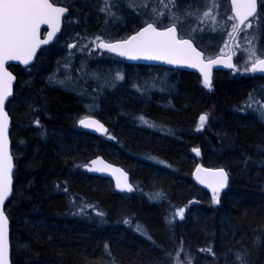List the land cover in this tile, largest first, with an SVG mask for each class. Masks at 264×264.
Returning <instances> with one entry per match:
<instances>
[{
	"label": "trees",
	"instance_id": "obj_1",
	"mask_svg": "<svg viewBox=\"0 0 264 264\" xmlns=\"http://www.w3.org/2000/svg\"><path fill=\"white\" fill-rule=\"evenodd\" d=\"M54 1L70 8L61 35L33 66H12L13 264H264V76L221 72L207 91L190 71L132 64L95 44L148 22L180 28L207 7L196 4L216 0ZM205 24L230 34L217 15ZM190 26L197 41V16ZM165 73L162 95L144 84ZM90 115L107 136L78 126ZM99 155L130 172L134 193L82 169ZM198 161L229 169L218 203L192 178Z\"/></svg>",
	"mask_w": 264,
	"mask_h": 264
},
{
	"label": "snow or ice",
	"instance_id": "obj_2",
	"mask_svg": "<svg viewBox=\"0 0 264 264\" xmlns=\"http://www.w3.org/2000/svg\"><path fill=\"white\" fill-rule=\"evenodd\" d=\"M170 2L175 6V0H170ZM257 3L258 0H231L235 16L228 18L239 19L240 24H245L250 17L255 19ZM66 11V7L56 6L53 0H0V264H8V219L2 206L11 193V172L13 169L12 156L8 151V117L4 111V105L11 95V83L14 77L7 71L5 64L7 61L19 60L27 65L37 47L40 44L48 43L47 39H38L37 34L40 26L49 24L53 26L54 31H58V22ZM160 15L165 14L158 13V16ZM205 15L207 16L208 13ZM251 26V22H248L247 27ZM237 30V25L234 24L233 31ZM239 30L243 31V29ZM52 35L54 32L49 33V37ZM101 47L109 48L112 51L119 50L121 56H128L130 59L164 60L169 64L189 60L202 63L200 60L202 53L196 51L190 40L178 38L176 24L160 30L157 23H147L136 35L120 44H101ZM249 55L253 59L250 71L264 72V59L257 56L254 48L249 51ZM212 63H216V61L210 60L209 64ZM190 66L196 67L197 63L193 62ZM227 66L232 67L231 64ZM207 68L208 65H204L201 71L204 72L205 86L210 87L211 82ZM199 120V128H202L207 120V115H201ZM96 123V121L86 119L80 121L84 127H91ZM100 127L103 126L100 125ZM200 171L202 170L198 168L197 172ZM211 175L217 178L209 186L212 187L213 201L218 203L217 197L220 189L226 185L227 174L221 169ZM197 178L200 179V177ZM201 183H204L203 179H201ZM128 190H132L130 185ZM183 212L184 209H180L176 215L183 218ZM125 222L127 223V221ZM237 260H241V258L238 256Z\"/></svg>",
	"mask_w": 264,
	"mask_h": 264
},
{
	"label": "water",
	"instance_id": "obj_3",
	"mask_svg": "<svg viewBox=\"0 0 264 264\" xmlns=\"http://www.w3.org/2000/svg\"><path fill=\"white\" fill-rule=\"evenodd\" d=\"M231 2V0H230ZM56 6L59 7H66L67 11L61 16L59 22H58V31H54V28L52 25L49 24H42L40 26V29L38 31V39L40 40H48V43L46 44H40L36 51L35 54L33 55V57L31 58V60L29 61V63L27 65H25L24 63H22L19 60H14V61H7L5 64V67L7 69L8 72H10L12 74V76L14 77L12 83H11V95L7 98V100L5 101V105H4V111L7 113V117H8V128H7V137H8V151L9 154L12 156V162H13V169L11 172V179H12V185H11V193L8 196V198L5 200L4 205L2 206V209L4 211V207L6 205V203L8 202V200L10 199V197L13 194V184H14V171H15V161H14V156L12 153V140H11V127H12V121H11V117L9 115V111L7 109V104L8 101L10 99V97L14 94V85L16 84L17 81V75L16 73L11 69L12 65H19L21 67H30L31 65H33L35 63V60L37 58V56L39 55L41 49H43L44 47H47L51 44H53L56 40V38L62 33V30L64 28V18L66 16L69 15L70 13V8L66 5H62V4H55ZM231 8H232V13L235 16V10L231 4ZM259 10V0L257 3V12ZM257 14V13H256ZM251 19V17L249 18V20ZM239 22V19H237ZM247 22V21H246ZM245 22V23H246ZM147 25V24H146ZM146 25H144L143 27H145ZM244 24H240L239 22V26H243ZM143 27H141L138 31H136L135 33L131 34L130 36H128L127 38L124 39H118V40H112V41H108V40H99L97 42V47L100 48L103 51H106L110 54H113L117 57L120 58H125L128 62L130 63H136V64H147V65H163V66H167V67H172V68H177V69H181V70H188V71H194V72H199L204 76V72L201 71V68L204 65H208V68L206 70L209 71V79L210 82L212 83V76H213V71L215 69H219V68H224V69H228L231 70L235 67V57H234V53L230 52L227 55H222L219 56L217 58L211 59V60H215L216 63H212L209 64L210 60H206L204 58V53L196 46V44L194 43L193 40H191L190 38H181V39H185V40H190L192 46L196 49L197 52L202 53V56L200 58V60L202 61V63L194 61V60H189L186 62H181V63H176V64H169L164 60H148V59H144V58H139V59H130L128 56H121L119 54V50L117 51H112L109 48L106 47H101V44H111V45H117L120 44L122 41L127 40L128 38H130L131 36L136 35L137 32H139ZM169 27V26H168ZM167 28V27H165ZM165 28H160V30H164ZM46 30V33L43 34V31ZM54 32V35H52L51 37H49V33ZM177 36L178 38H180L179 35V31L177 28ZM262 59H264V57H262ZM196 62L197 66L196 67H191L190 64ZM231 64L232 67H228L227 65ZM258 73L264 75V72H260L257 71ZM82 119H86L88 121H96L97 123L92 125L91 127H84L83 125L80 124V121ZM78 125L96 135H100V136H106L109 132L108 127L101 121L99 120L97 117L95 116H85L83 118H81L78 121ZM100 125H102L103 127L101 128ZM95 162V163H93ZM83 170L93 174V175H99V176H105V177H109L111 180H113L114 185H115V189L118 192L121 193H134L136 191V187L132 181V176L130 174L129 171H127L124 167H122L121 165L115 164L113 162L108 161L106 158H104L103 156H97L94 157L93 159L89 160L86 164L83 165ZM201 169L202 171H200L199 173L197 172V169ZM92 169H98V170H92ZM224 170V172L227 174V182L224 188L220 189L219 191V195L223 192H225L227 190V188L230 185L231 182V176L229 171L224 168V167H210V166H205L204 164H202L201 162L197 163L194 170H193V180L201 185L202 187L206 188V190H208L209 192H211L213 194L212 191V187L209 186V184L214 183V181L217 179L216 177H214L213 175H211V173H214L218 170ZM207 170V171H204ZM197 177H200V179H198ZM201 179L204 180V183H201ZM131 186V191L128 190V186ZM218 195V198L220 197ZM5 212V211H4ZM11 232H10V223L8 221V246H9V251H8V264H13L12 260H11Z\"/></svg>",
	"mask_w": 264,
	"mask_h": 264
},
{
	"label": "rangeland",
	"instance_id": "obj_4",
	"mask_svg": "<svg viewBox=\"0 0 264 264\" xmlns=\"http://www.w3.org/2000/svg\"><path fill=\"white\" fill-rule=\"evenodd\" d=\"M204 4L198 3L195 5L194 9L201 8ZM205 13H208L206 16ZM214 13L220 17L221 21L224 23L222 26L225 28H231L230 34L228 37L223 36L219 32H213L209 30L205 24V21L213 17ZM200 25V33L202 36L196 41L197 45L205 49L210 55H217L220 53L227 54L231 50L236 53L237 56V66L236 71L240 72H251V65L253 59L250 58L249 51L251 49L256 50L257 56L260 58L264 56V23L262 26L258 24L259 20L264 22V1L262 0V8L258 17L251 22L252 26L247 27V24L242 26L240 31L238 29V22L235 19H229L228 17L233 16L230 10V5L227 0H216V5L207 6L202 11V13H195L193 19H189L187 25L180 27V32L182 36H187V28L190 26L191 30L195 33L198 30V27L193 28V22L196 21ZM191 21V22H190ZM201 21V22H200ZM237 25V31H233V25ZM161 26H167L168 23L164 21L160 24ZM199 33V34H200ZM96 43V42H95ZM169 74L165 73L162 77L152 76L145 78L144 84H150L154 90L162 95L163 90L169 84ZM196 161V160H195Z\"/></svg>",
	"mask_w": 264,
	"mask_h": 264
},
{
	"label": "bare ground",
	"instance_id": "obj_5",
	"mask_svg": "<svg viewBox=\"0 0 264 264\" xmlns=\"http://www.w3.org/2000/svg\"><path fill=\"white\" fill-rule=\"evenodd\" d=\"M227 1H228L229 5H230V8H231V2H230V0H227ZM53 2H54L55 4H61V3L55 2L54 0H53ZM121 2H123V1H120V4H121ZM179 2L181 3V5H185V4L188 5V4H193V3H195L196 1H195V0H182V2H181V1L179 0ZM201 3H203V4L207 5V6H213V5H214V4L210 3V2H208V3H204V2L202 1ZM214 6H215V5H214ZM258 15H259V13L256 14V18L258 17ZM215 16H216V14L214 13L213 17L210 16L209 19H210V20H213V19L215 18ZM256 18H255V19H256ZM255 19H254V18H251L249 22H254ZM148 23H151V22H148ZM247 23H248V22H247ZM247 23H245L244 25H246ZM263 23H264V22H262L261 20H259V22H258V24H259L260 26H262ZM176 25H177V24H176ZM244 25H243V26H244ZM178 27H179V26H178ZM241 27H242V26H241ZM241 27H240V28H241ZM240 28H238V29H240ZM190 39L193 40L194 43L196 44V46H197V47H198V48L204 53V58H205L206 60H211V59L217 58V57L222 56V55H227V54H223V53H220V54H217V55H210L205 49L199 47L194 39H192L191 37H190ZM52 45H54V43L51 44V45H49V46H47V47H44L43 49H41L39 55L41 54L42 51H44L46 48L51 47ZM39 55L37 56L35 62L37 61ZM34 64H35V63H34ZM34 64H33V65H34ZM132 64H135V63H132ZM33 65H31V66H33ZM31 66H30V67H31ZM152 66H153V67H165V66H163V65H152ZM20 67H21V66H20ZM22 68H24V67H22ZM26 68H29V67H26ZM186 71H188V70H186ZM190 72H192V73H194V74H196V75L198 76V78H199L200 83H201L202 86L199 85L197 81H196V85H197L198 87H202V88H204L205 90L209 91V90H211V89L215 86V79H216L217 74H219V73H221V72H227V73H228L229 70H228V69H224V68L215 69V70L213 71L212 83H211V86H210V87L205 86V84H204V76H203L201 73H199V72H194V71H190ZM16 75H17V74H16ZM17 82H18V76H17L16 84L14 85V94L10 97V99H9V101H8V104L10 103V101H11V100L14 98V96H15ZM162 99H163V96H161V97L159 98V101H158L155 97H153V96L148 97V100H149L150 103H155V104H157V105L163 107L162 103L160 102ZM8 104H7V109H8ZM11 108H12V107H11ZM8 111H9V110H8ZM253 111H256V110H253ZM9 115H10V112H9ZM10 117H11V115H10ZM11 121H12V117H11ZM15 170H16V166H15ZM227 170L229 171V169H227ZM14 173H15V171H14ZM196 184H197V183H196ZM197 185H198L199 187L203 188L204 190H206V188L202 187L201 185H199V184H197ZM228 188H229V187H228ZM228 188H227V189H228ZM206 191H207L210 195L213 196V194H212L211 192H209L208 190H206ZM223 194H224V192L221 193V194L219 195V196H220L219 198L217 197L218 200L222 197ZM11 197H12V196H11ZM11 197H10V198H11ZM196 200L198 201V203L201 202V201L198 200V199H196ZM8 201H9V200H8ZM6 204H7V203H6ZM5 208H6V205H5V207H4V211H5L4 213H5V215L7 216V219H8V221H9V223H10V226H11V219H10L8 213L6 212V209H5ZM10 232H11V227H10Z\"/></svg>",
	"mask_w": 264,
	"mask_h": 264
}]
</instances>
